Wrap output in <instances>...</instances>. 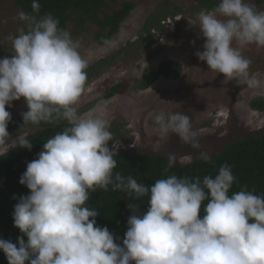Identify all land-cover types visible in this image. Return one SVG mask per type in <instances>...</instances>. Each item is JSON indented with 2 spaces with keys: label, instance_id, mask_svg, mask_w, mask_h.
<instances>
[{
  "label": "clouds",
  "instance_id": "clouds-1",
  "mask_svg": "<svg viewBox=\"0 0 264 264\" xmlns=\"http://www.w3.org/2000/svg\"><path fill=\"white\" fill-rule=\"evenodd\" d=\"M40 7L33 0L34 12ZM18 18L27 27L9 37L13 55L0 58V146L32 148L24 134L8 143L12 116L6 106L21 98L28 107L25 124L67 126L46 140L21 176L30 194L19 198L13 218L27 241L0 239L8 264H264V195L246 188L230 194L236 177L227 163L215 177L172 174L151 186L114 171L119 142L108 121L78 111L88 67L80 41L50 13L20 12ZM193 25L205 38L204 50L195 54L210 70L224 74L225 82L260 87L241 49L264 47V10L249 0H220L214 10H201ZM154 123L161 137L175 133L200 147L188 115L162 110ZM199 158L213 163L205 152ZM175 163L169 154L164 172ZM110 187L127 193L133 212L122 245L107 226L97 225L100 213L88 206L91 192Z\"/></svg>",
  "mask_w": 264,
  "mask_h": 264
},
{
  "label": "rangeland",
  "instance_id": "rangeland-1",
  "mask_svg": "<svg viewBox=\"0 0 264 264\" xmlns=\"http://www.w3.org/2000/svg\"><path fill=\"white\" fill-rule=\"evenodd\" d=\"M124 1L134 2L136 6L107 44L95 41L93 36L98 26L92 22L72 36L80 41V53L88 66L126 48L116 61L92 75L78 105V109L85 110L82 115L103 116L109 129H118L120 137L115 139L119 142L118 153L138 149L152 155L174 154L177 161L187 163L200 157L201 152L214 156L221 152L225 143L249 132H264V111L250 106L252 100L264 98V47L252 44L241 49L251 60L250 72L260 79V87L249 89L235 80L225 82L224 74L210 70L207 62L195 54L204 50L205 43L199 26L193 25L198 23V13L206 10L198 9V0H118L112 4L119 8ZM249 2L264 10V4L258 5L254 0ZM164 3L169 5L165 8L167 16L161 19V27L152 29L154 37L151 40H143L142 35H148L142 34L148 17L157 14ZM20 12L23 11L13 0H0V49H7L0 58L13 55L9 37L17 35L25 24L18 18ZM72 29L73 24L69 23V32ZM168 60L182 65L179 78L161 77L146 90L136 86V80L145 69H157L160 63ZM123 82L127 84L125 88L111 98L104 97L111 87ZM26 109L24 98L6 106L12 118L21 116ZM162 110L188 115L198 133L200 147L193 148L175 133L161 137L154 115ZM42 127L27 126L12 135L8 143L19 134L27 136ZM10 148V145L0 146V154Z\"/></svg>",
  "mask_w": 264,
  "mask_h": 264
},
{
  "label": "trees",
  "instance_id": "trees-1",
  "mask_svg": "<svg viewBox=\"0 0 264 264\" xmlns=\"http://www.w3.org/2000/svg\"><path fill=\"white\" fill-rule=\"evenodd\" d=\"M118 0H37L40 4L39 12L32 9L33 0H13L14 4L25 14L37 17L52 14L59 20V26L68 30V24H73L70 32L75 36L86 29L87 23L92 22L98 26L94 33V39L101 45L107 44L118 32L122 23L129 17L135 8V3L124 1L119 8H115L112 3ZM256 4H264V0H254ZM220 0H198V9L214 10ZM168 3H164L157 14L148 17L142 35L143 40H151L154 37L153 28H160L161 19L167 16L165 8ZM204 5V6H203ZM200 11V10H199ZM175 13V12H173ZM172 13V14H173ZM26 22L23 28L26 29ZM133 44H129L132 46ZM7 51L6 48L0 49V55ZM126 48H121L114 54L101 58L89 65L86 69L87 82H90L92 75L116 61ZM182 65L174 60L163 61L157 69L147 68L142 76L136 80V86L141 90L149 89L161 77L179 78L182 74ZM125 82L115 84L104 95L105 98L113 97L118 91L125 88ZM250 106L258 111H264V98H257L251 101ZM28 111L26 109L24 112ZM79 114L85 112L78 109ZM23 112V113H24ZM43 126L36 132L27 135L32 143V148L13 147L3 154H0V239L10 240L18 244V237H27L14 225V207L19 202V198L30 194V189L20 183L22 174L26 171L27 163L38 158V153L43 149V144L47 139L61 132L66 126V121L54 124L41 123L33 125L25 124L23 114L11 119L8 125L10 137L20 133L27 126ZM113 139L120 137L118 129H109ZM112 142H109V147ZM213 163H208L195 157L191 162L181 163L176 160L173 168L167 173L164 172L168 163L166 155H152L138 149L120 152L115 156L117 168L114 171L120 172L125 177L132 176L138 182L151 186L157 179L166 178L167 175L175 174L180 178H195L218 174L220 166L227 163L236 177L231 192L247 189L254 190V194L264 195V132L252 131L244 136L238 137L225 143L223 149L218 154L211 156ZM129 197L122 191L97 190L90 193L88 206L99 211L96 217L97 225L107 226L109 231L118 237L117 243L122 245L125 233L128 229V218L133 214L128 208ZM148 197H143L138 203L139 211L146 210ZM0 264H8L3 250H0Z\"/></svg>",
  "mask_w": 264,
  "mask_h": 264
},
{
  "label": "bare ground",
  "instance_id": "bare-ground-1",
  "mask_svg": "<svg viewBox=\"0 0 264 264\" xmlns=\"http://www.w3.org/2000/svg\"><path fill=\"white\" fill-rule=\"evenodd\" d=\"M204 6V5H203ZM5 52V51H4Z\"/></svg>",
  "mask_w": 264,
  "mask_h": 264
}]
</instances>
